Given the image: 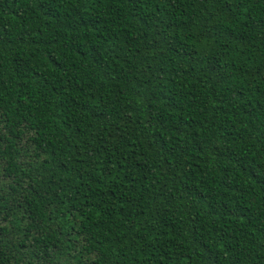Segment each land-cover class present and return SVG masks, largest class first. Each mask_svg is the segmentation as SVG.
Returning <instances> with one entry per match:
<instances>
[{"label":"trees","instance_id":"obj_1","mask_svg":"<svg viewBox=\"0 0 264 264\" xmlns=\"http://www.w3.org/2000/svg\"><path fill=\"white\" fill-rule=\"evenodd\" d=\"M0 264H264V0H0Z\"/></svg>","mask_w":264,"mask_h":264}]
</instances>
